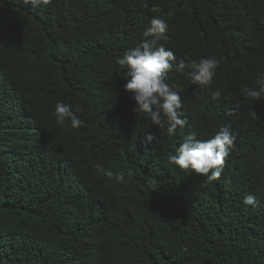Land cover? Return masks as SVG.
Wrapping results in <instances>:
<instances>
[{
  "label": "trees",
  "instance_id": "16d2710c",
  "mask_svg": "<svg viewBox=\"0 0 264 264\" xmlns=\"http://www.w3.org/2000/svg\"><path fill=\"white\" fill-rule=\"evenodd\" d=\"M154 17L174 64L219 60L203 89L187 68L168 74L188 121L175 136L137 115L117 63ZM259 73L264 0H0V264H264V97L239 91ZM60 101L79 128L56 123ZM225 124L236 140L218 180L168 162Z\"/></svg>",
  "mask_w": 264,
  "mask_h": 264
},
{
  "label": "clouds",
  "instance_id": "9594fccd",
  "mask_svg": "<svg viewBox=\"0 0 264 264\" xmlns=\"http://www.w3.org/2000/svg\"><path fill=\"white\" fill-rule=\"evenodd\" d=\"M23 5L31 8H40L52 3V0H20ZM168 23L162 17H154L150 27L143 33V39L135 47L128 49L122 57L117 58L118 65L125 69L124 91L131 95L136 104L137 115L145 116L151 125L159 129L165 128L167 134L175 136L177 129H183L187 119L183 118L181 95L175 86L168 83V74L175 69L183 73L187 68V75L193 84L201 89L212 85L219 66V60L215 57L201 58L199 61L191 60L187 64L181 61L174 64L175 53L159 44L158 41L167 42ZM64 51L68 49L65 47ZM240 95L250 100L260 101L264 97V73H259L255 86L242 87ZM221 97V91L213 93V100ZM238 114V108H232L226 112L227 116ZM55 119L58 125H64L70 120L71 127L77 129L82 121L72 112L71 106L62 101L55 105ZM193 131L187 135L174 153L168 156V162L180 170H190L191 173L205 177L204 182L216 181L220 178L226 159L234 147L236 136L225 124L210 139L199 140ZM157 138L148 135L147 143H152ZM101 174L109 179H115L122 183L125 180V172L113 173L104 170L97 165ZM131 175V172H128ZM245 206H254L256 197L248 194L242 201Z\"/></svg>",
  "mask_w": 264,
  "mask_h": 264
}]
</instances>
